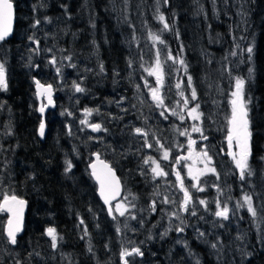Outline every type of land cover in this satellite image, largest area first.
Listing matches in <instances>:
<instances>
[{
  "label": "trees",
  "instance_id": "1",
  "mask_svg": "<svg viewBox=\"0 0 264 264\" xmlns=\"http://www.w3.org/2000/svg\"><path fill=\"white\" fill-rule=\"evenodd\" d=\"M11 1L15 7L17 27L20 16L30 14L23 10L22 5L33 6L37 0ZM122 1V5L129 4V7H125V25L131 19L134 25L131 31L137 37V0ZM142 1L148 29L155 34L159 33L157 35L163 41H168L171 49L176 47L174 54L177 60L183 59L184 66L192 77V88L196 90L195 100L202 113L207 140L221 154L222 162H225L224 171L231 193L234 195L239 189L256 198L253 188L260 185L264 177V0H167V3L157 0L159 12L151 8L150 0ZM240 1L244 2L241 4ZM112 2L113 0H50L48 9L41 13L44 17L64 15L67 18L74 14L81 19H84L86 13L89 17L92 15L98 38L96 42L101 48V66L105 73L98 76V79L92 78L94 84L89 82V90L93 88L99 94L98 102H103L108 93L115 91L119 73L131 78L126 70L130 69L128 67L134 69L128 63L130 51L121 38L122 32L126 33L129 29L123 26L121 20L114 22L115 4ZM155 12L164 15L168 29H164L162 22L158 25L155 23L158 21ZM69 22L75 25L76 20ZM73 31L78 33L79 30ZM83 36L80 38L81 43ZM2 46L0 51H3ZM77 46L75 44L76 48ZM249 47L253 49L251 54L247 52ZM233 52L236 55H232ZM249 69H252L251 73ZM24 78L23 72L11 74L6 96H13L12 100H2V103L10 107L3 108V114L12 120L14 138L6 141V130L2 127L4 140L2 139L3 152H0V198L7 194L9 197H22L28 203L23 233L18 236L16 247L23 244L33 250H42L44 230L51 227L58 237V249L55 253L57 257L63 253L68 254L75 264H105L108 257V264L111 260L114 261L111 264H120L125 230L119 224L120 217L114 211L112 217H109L96 195V186L88 172L91 154H87L84 149V153L75 150L77 146L70 141L71 137L68 136L66 125L60 116L48 115L45 118L44 138L39 137L40 116L28 108L33 85L28 86ZM237 78L245 81L242 97L251 132L249 165L252 175L245 174L243 180H238L237 174L230 167L224 139L232 115L230 102ZM190 92L192 93V89ZM113 132L118 133L116 130ZM128 133L126 130V134L118 138L120 142L115 144L120 147L122 155H108V160L122 181L123 196L132 193L136 198L143 199L144 210L140 209V214L144 215L143 212L151 211L147 200L152 195L153 188L144 186L147 180H144L140 164H137L138 147L126 141ZM16 160L22 162L19 165L23 166L22 169L18 165L14 166ZM66 162L72 164L67 172ZM153 218L149 217V221L152 222ZM3 226L4 216L0 214L1 231ZM237 228L241 229L235 222H223L218 227L215 232L219 233V247L215 249L218 256L189 230L188 240L185 239L181 246L176 245L174 232L163 238L159 236L156 239H146L143 255H132L131 261L139 264L140 256L145 264L153 262V256H156L161 264H191L190 261L197 264V259L201 264H231L233 260L239 261L236 249ZM245 229L243 233L251 242L255 228L248 225ZM106 233L108 253L103 245ZM47 238L48 235L46 240ZM257 243L251 248V251L254 249V255L245 264H264V249ZM35 261L32 259V263Z\"/></svg>",
  "mask_w": 264,
  "mask_h": 264
},
{
  "label": "rangeland",
  "instance_id": "2",
  "mask_svg": "<svg viewBox=\"0 0 264 264\" xmlns=\"http://www.w3.org/2000/svg\"><path fill=\"white\" fill-rule=\"evenodd\" d=\"M49 2L50 0H37L33 6L23 4V10L29 11L30 14L21 15L18 26H14V34L12 33L9 38L12 41L10 44L13 46L10 48L9 45H0V48L3 47V51H0V64L4 66L6 83V87L0 89V97L8 93V80L15 70L23 72L24 75L26 73L29 77L25 76V79L29 80L31 84L32 80L37 78L45 86L51 85L53 91L51 100L54 104L51 101L47 102L46 109L43 108L44 115L62 118L68 130V136L72 138L70 141L77 146L76 151L80 150L81 153H84V149L87 154H91V157L93 153H97L109 163L108 155L112 157L122 155L120 147L115 144L120 142L118 138L126 134V130L129 132V138L125 139L138 147L136 150L137 164H140L141 175L145 181L147 180L144 186L149 189L153 188V193L147 200L148 208L150 207L151 211L150 213L143 212L144 215L140 214L142 212L140 209L144 210L143 199L136 198L132 193L126 194L127 196L122 195L119 201L113 205L114 214L120 217L119 224H122L125 230V243L120 251L130 252L133 248H139L142 252L146 246V239H156L159 236L163 238L165 233L171 235L172 232L175 234L176 245L181 246L185 239L188 240L190 230V233L198 241L206 243L215 252V249L219 247V233L215 232L218 231L220 225H223V222H235L241 227V229H236V249L239 261L233 260L231 264H245L247 259L254 255V249L251 251V248L256 246L257 242H259L260 248L264 249V177L261 184L255 186V189L253 188L256 198L250 193H242L239 189L234 195L231 193V187L224 171L225 162H222L221 154L209 145L207 139H204L206 133L200 108L197 113L189 115L190 110L199 105L196 100L191 99L192 86L188 85L189 73L186 67L180 65L177 60L174 54L175 45V48L171 49L168 41L160 43L152 39V35L155 33L146 25L143 1L137 0L135 10L137 13L136 25L138 26L136 37L131 31L134 28L131 19H129L130 23H126V25L124 21L125 7H129V4H124V6L122 0H113L115 4L113 8L114 22L117 23L118 20H121L123 26H127L129 29L126 33L122 32L121 38L130 51L131 58L129 57L128 63L134 69L131 70V67H128L130 69L126 70L131 78L119 73L117 88L114 92L108 93L107 99L103 102H98L99 94L94 91L95 89L90 87L89 90V82L94 84V80L98 79V76L101 77L105 74L104 71H101V48L96 42L98 38H96L92 15L89 17L86 13L84 19L74 14L68 18L64 15L62 17H44L41 13L48 9ZM243 2L240 1L241 4ZM150 5L153 10H157V0H150ZM239 12L242 15L241 11ZM157 17L158 14L155 12V18L157 19ZM72 19L76 20L75 25L69 22ZM157 20L155 23L158 25L161 21ZM36 21H40V23L36 24ZM162 23L164 24V22ZM73 30L79 31L74 33ZM82 35H84V40L81 43ZM161 40L163 39L161 38ZM75 44H78L77 48ZM169 54L175 59H169ZM157 60H159L160 72L163 77L162 85L157 84L156 75L149 74L155 69ZM8 61L11 62L8 64ZM75 84H79L84 91L77 92ZM177 84H180V88L176 87ZM152 88H159V94L164 100L163 106L158 107L153 101ZM34 91L33 88L28 105H31L32 112L38 113V98L41 97L40 101L42 105H45L46 95L43 93L41 96H36V91L35 94ZM181 92H183V96L180 95ZM185 99H188L187 105L184 104ZM233 99L234 97H232ZM86 109L92 110L91 113H86ZM173 110L177 113L176 115H172ZM162 111L165 113L164 116H161ZM197 114H199V119H193V116ZM180 116H183L184 119L181 120ZM0 118L1 145L4 133L2 127L6 130V134L10 135V117L2 119L0 116ZM81 121L86 122L81 123ZM93 124L101 125V129L94 131L90 126ZM193 127H199L201 132L192 131ZM136 128L142 129V133H136ZM113 130L118 133L114 134ZM144 133H147V136ZM181 133L186 134L181 135ZM227 136L228 132L224 134L228 154L230 151L238 154L239 148L236 147L235 141H233L232 148H229ZM189 140L195 142L191 147ZM146 141L152 146L148 147ZM0 148V152H3V144ZM166 151L167 159L164 158ZM204 151L211 157L210 162L203 156ZM80 152L77 154L82 156ZM227 159L231 169L237 174V179L240 180V171L236 167L232 155L229 154ZM145 160L148 163H145ZM13 164L14 166L18 165L20 169L23 168V166H19L22 165L19 160L14 161ZM157 164L164 173L163 175L156 176L153 173L152 169ZM208 169H215V171ZM190 170L192 175H189ZM16 172L14 171V173ZM177 173H179L180 180L177 179ZM194 176L196 179H193ZM185 190L191 197L187 211L181 207L184 203ZM5 195L7 194H3V197L0 198V205L4 201ZM245 195L252 197L253 207L256 210L255 217L248 212L247 205L244 204L243 197ZM235 199L236 201H234ZM201 200L206 203L200 204ZM218 201L221 208L225 204L229 208L227 220L215 216V212L218 210ZM117 204L124 206L125 214L123 216L116 210ZM238 204H242L243 207H238ZM136 211L137 213H135ZM193 212L196 215H192ZM0 214L4 216L3 230H0V264H75L72 256L68 254L63 253L57 257L55 253L58 249V237L57 246L53 248L52 238L48 236V240H46L48 228L44 230L45 242L42 250H33L23 244L18 247L12 246L4 234L7 216L1 208ZM133 216L135 219L132 218ZM149 217H154V220L150 222ZM244 225L255 228L251 242L243 233L246 230ZM178 227H182L184 230L177 231ZM200 233L204 235L200 236ZM213 244L216 245L215 248L212 247ZM103 245L108 253V233L105 234ZM215 254L217 255L216 252ZM153 258L155 259L153 262L145 264H161L156 256ZM32 259L36 261L32 263ZM125 259L129 264H133L131 257ZM138 259V263L143 264L142 257L139 256ZM119 262L124 264L121 260ZM190 262L193 264L194 261ZM111 263L114 261L111 260ZM105 264H108V257ZM197 264H201L199 259H197Z\"/></svg>",
  "mask_w": 264,
  "mask_h": 264
},
{
  "label": "snow or ice",
  "instance_id": "3",
  "mask_svg": "<svg viewBox=\"0 0 264 264\" xmlns=\"http://www.w3.org/2000/svg\"><path fill=\"white\" fill-rule=\"evenodd\" d=\"M164 3H167V0H164ZM12 8L13 5L11 3V0H0V41H3L6 36L11 32V17H12ZM159 12V9H157ZM157 19H159L161 22H164V29H168L169 25L165 22V17L163 14L158 15ZM40 21H36V24H39ZM29 39H32V37H29ZM152 39L155 41H159L160 43H164L163 40H161L159 35H152ZM38 43V42H37ZM253 51L252 47H249L247 49V52L251 54ZM232 55H236L235 52L232 53ZM169 59H175L169 54ZM54 62V61H53ZM179 63L181 65H184L183 59L179 60ZM59 71V69H58ZM101 71H103V67L101 66ZM252 69H249V72L251 73ZM150 75H156L157 77V84L162 85L163 83V77L160 72V63L159 60H157L156 67L153 71H150ZM244 84L245 81L243 79L237 78L236 83H235V88L236 90L232 93V96L234 99L231 101L232 104V116L231 119L229 120V129H228V142H229V148H232L233 141H235V145L237 148H239V153H234V152H229L230 155H232L233 159L235 160L236 167L240 171V179L243 180L245 178V174L247 175H252V172L250 170V165H249V157L251 155V147H250V138H251V132L249 131V121L247 119L248 112L247 108L245 107V103L242 97L243 89H244ZM188 85L189 87L192 86V77L188 76ZM37 86L38 88L43 87L40 85L39 81H37ZM0 87H6L5 83V74H4V66L3 64H0ZM177 88H180V84L176 85ZM75 89L77 92H83L84 89L79 86V84H75ZM50 93L51 91V85H49L46 89ZM152 93V99L154 102H156L157 106H163L164 105V100L159 94V88H152L151 89ZM181 96H183V92L180 93ZM191 99L195 100L196 99V90L195 88H192V93H191ZM184 104H188V99L184 100ZM199 108V105H196V107L192 108L189 112V115H192L194 113H197V110ZM43 111V107L40 109ZM92 110L86 109V113H91ZM177 113L173 110L172 115H176ZM165 113L162 111L161 116H164ZM165 118H167L165 116ZM181 120L184 119L183 116L179 117ZM193 119H199V114L194 115ZM86 121H81V123H85ZM94 131L100 130L101 125L99 124H93L90 125ZM41 134H43V129H44V124L43 122L41 123ZM192 131L194 132H201V129L199 127H193ZM136 133H142V129L136 128L135 129ZM186 133H181V135H185ZM145 136H147V133H144ZM204 139H207V137H204ZM195 143L192 140H189V146ZM148 147H151V144H147ZM238 155V158H237ZM203 156L207 158V160L210 162L211 157L208 156L207 152H203ZM164 158H168V153L167 151L164 154ZM97 159L99 160V157L97 155ZM150 159V158H149ZM179 159V158H178ZM101 164H103L102 161H100ZM145 163H148L147 160H145ZM155 163V161H153ZM67 167L65 168V171H69L72 168L71 162H66ZM105 169H107V173L104 175L103 178H101V174L97 172V165L92 164L91 168L93 169L92 175L96 177V179L100 182V195L104 199L105 204H108L111 200H114L117 196L120 195V185L119 181L116 180L114 173H112L111 168L104 164L103 165ZM209 171H215V169H208ZM153 173L156 176L163 175L164 173L162 170H160L159 165L155 168L152 169ZM203 174V173H201ZM189 175H192L191 170L189 171ZM177 179L180 180L179 173H177ZM193 179H196L194 176ZM181 187L183 188V183L181 182ZM202 190V189H201ZM191 197L188 193L187 190L184 192V203L181 207L184 208V210L187 211V205L190 203ZM244 204L247 205L248 212L252 214L253 217L256 216V210L253 207L252 203V197L250 195H245L243 197ZM14 202L15 204L19 206H23L25 203L23 200H19L16 196H4V204L0 205V208L7 207L8 211H12V208L9 204V202ZM167 202V201H165ZM200 204H205L206 202L204 200L199 201ZM238 207H243L242 204H238ZM124 206L122 204H117L116 210L120 213L121 216L125 214ZM217 211L215 212L216 217H221L224 220H227L229 218V208L225 204L222 208L220 206L219 201L217 202ZM22 211V207L19 208L15 213L14 217L10 218L8 221V228H7V236L9 241L12 244H15L17 242L16 236L17 233L21 231L20 224H19V216L20 212ZM112 209L109 208V214L111 215ZM175 215V214H173ZM192 215H196L195 212L192 213ZM135 219V217H132ZM83 223V221H81ZM184 229L182 227H178L177 231L182 232ZM47 235L52 238V247L55 248L57 246V236L55 234V229L53 228H48L47 230ZM119 231V229H118ZM166 235V233H165ZM200 236H203V233L199 234ZM213 248L216 247L215 244L212 245ZM91 251V249H89ZM134 254L137 255H143L141 250L139 248H133L130 252L127 250H123L120 253L121 260L124 262V264H129L128 260L125 259L126 257H130Z\"/></svg>",
  "mask_w": 264,
  "mask_h": 264
},
{
  "label": "water",
  "instance_id": "4",
  "mask_svg": "<svg viewBox=\"0 0 264 264\" xmlns=\"http://www.w3.org/2000/svg\"><path fill=\"white\" fill-rule=\"evenodd\" d=\"M11 3H12V1H11ZM12 5H13V8H12V17H11V32L8 34V36L5 37V40L11 38L12 33H13V29H14V26H15V7H14V4L13 3H12ZM34 82H35V85H36L37 96H39V95L41 96V94L45 93L46 100L49 103L51 101V98H52V95H53L52 87H51V91L49 93L48 91H46V89H47L48 86H45V85H43V84L40 83V85H42L43 87L38 88V86H37V80L35 79ZM38 99H41V97H39ZM45 107H44V110L46 109ZM44 110L43 111L40 110V114L42 116L41 123L43 122V124H44L43 134H41V127L39 128V134H40V138L41 139L44 138V134L46 132V125H45V119H44V113H45V111ZM40 126H41V124H40ZM97 155L99 157V160L97 159ZM100 161H102L103 164H101ZM92 164H96L97 165V169L96 170H97L98 173L101 174V178H103L104 175L107 173V169H105L103 165L104 164L108 165L111 168L112 173H114L116 180L119 181V185H120V195L117 196L114 200H111L108 204H105L104 199L100 195V182L96 179V177H94L92 175V172H93V169L91 168V165ZM88 171H89L90 178L92 179V181L96 185V195H97V197L99 198V200L101 201L102 205L104 206V208H105L108 216L109 217H112L113 210H112V213L110 215L109 214V208L112 209V205L114 203H116L117 201H119V199L122 197V193H123V184H122V181H121L120 177L118 176L116 170L111 166V164L109 162H107L106 160H104L103 158H101L100 155L97 154V153H93L92 160L88 164ZM18 199L19 200H23L25 202L23 204V206H19V205L15 204L14 202H11L10 201L9 204H10V206L12 208V211H8V208L7 207L1 208L3 210V212L7 216V220H6L5 227H4V234H5V237L7 239H8V236H7L8 221H9L10 218L15 219L14 213L19 208H21V207H22V211L20 212V216H19V224H20L21 231L17 233L16 240H17V237L23 233L25 215H26V212H27V202L24 199H20V198H18ZM3 204H4V201H2L1 205H3ZM8 241H9V239H8ZM10 244L13 245V246H15L16 243L15 244H12L10 242Z\"/></svg>",
  "mask_w": 264,
  "mask_h": 264
},
{
  "label": "flooded vegetation",
  "instance_id": "5",
  "mask_svg": "<svg viewBox=\"0 0 264 264\" xmlns=\"http://www.w3.org/2000/svg\"><path fill=\"white\" fill-rule=\"evenodd\" d=\"M11 42H12V41H10V39H8V40H3V41H0V45H9L10 48H11V46H13L12 44H10ZM10 62H11V61H10ZM14 74L17 75L16 70L14 71ZM25 76H26V78L29 77L26 73H25ZM24 82H25V78H24ZM32 82H33V80H32ZM26 84H28V86L32 85L31 83H29V80H27V79H26ZM2 88H3V87H0V89H2ZM9 91H10V90H9ZM12 97H13V96H9V97H7L6 95L0 97V116H2V119L5 118V117H4L5 115L3 114V108H7V109L10 108V107L7 106V104L2 103V100H5V101H7V100H12ZM37 102H38V109H39L40 106H44V105H42L41 101H40V102L37 101ZM28 108H29V110L31 111V105H28ZM0 119H1V118H0ZM13 128H14V125H12V120H11V121H10V125H9L10 135L4 133V134H5L6 141H7V140L11 141V140L14 138V137H13V135H14ZM2 139L4 140V136H3ZM2 143H3V142H1V144H2ZM225 145H226V142H225ZM0 147H1V145H0ZM226 150H227V157H228L229 154H228L227 146H226ZM14 247H16V245H15Z\"/></svg>",
  "mask_w": 264,
  "mask_h": 264
}]
</instances>
